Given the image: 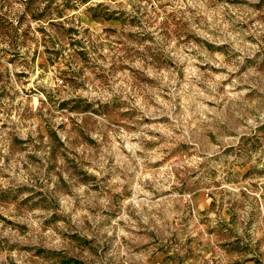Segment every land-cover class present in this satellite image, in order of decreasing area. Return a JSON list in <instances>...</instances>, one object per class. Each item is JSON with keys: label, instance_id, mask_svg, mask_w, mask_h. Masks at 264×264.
Segmentation results:
<instances>
[{"label": "rangeland", "instance_id": "rangeland-1", "mask_svg": "<svg viewBox=\"0 0 264 264\" xmlns=\"http://www.w3.org/2000/svg\"><path fill=\"white\" fill-rule=\"evenodd\" d=\"M0 264H264V0H0Z\"/></svg>", "mask_w": 264, "mask_h": 264}]
</instances>
